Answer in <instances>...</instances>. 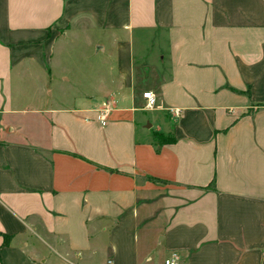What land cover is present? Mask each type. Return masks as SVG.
<instances>
[{"label":"crops","instance_id":"obj_1","mask_svg":"<svg viewBox=\"0 0 264 264\" xmlns=\"http://www.w3.org/2000/svg\"><path fill=\"white\" fill-rule=\"evenodd\" d=\"M172 254L264 264V0H0V264Z\"/></svg>","mask_w":264,"mask_h":264},{"label":"built area","instance_id":"obj_2","mask_svg":"<svg viewBox=\"0 0 264 264\" xmlns=\"http://www.w3.org/2000/svg\"><path fill=\"white\" fill-rule=\"evenodd\" d=\"M141 96L145 100L144 107L146 109L150 110V109H153L155 107V103H156L155 99L149 92L142 93ZM107 112H108V110L106 108L97 112V121L101 126H103L105 124V118H106ZM163 264H178V262L174 256V254H172L171 257H169L163 261Z\"/></svg>","mask_w":264,"mask_h":264},{"label":"trees","instance_id":"obj_3","mask_svg":"<svg viewBox=\"0 0 264 264\" xmlns=\"http://www.w3.org/2000/svg\"><path fill=\"white\" fill-rule=\"evenodd\" d=\"M152 138L156 141L158 146L163 145L166 142H169L170 139L163 137L161 134H153Z\"/></svg>","mask_w":264,"mask_h":264},{"label":"rangeland","instance_id":"obj_4","mask_svg":"<svg viewBox=\"0 0 264 264\" xmlns=\"http://www.w3.org/2000/svg\"><path fill=\"white\" fill-rule=\"evenodd\" d=\"M79 42H82V40L81 41H79ZM92 50V48L90 47H87L86 45H83V46H81V48H80V51H82V53H83V55H84V58H86L88 55H89V53H90V51ZM81 57H83V56H79V58H81ZM79 62H81V61H78L77 63H79ZM79 66V65H78ZM54 93H53V95L51 96V99H54ZM47 98V97H46Z\"/></svg>","mask_w":264,"mask_h":264}]
</instances>
